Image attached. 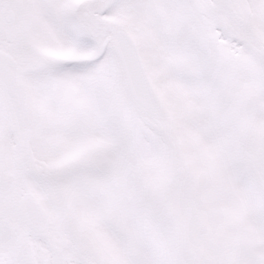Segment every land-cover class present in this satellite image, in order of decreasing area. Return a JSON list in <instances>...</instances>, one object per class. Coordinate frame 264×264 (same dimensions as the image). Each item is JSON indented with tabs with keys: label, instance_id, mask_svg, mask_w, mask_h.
I'll return each instance as SVG.
<instances>
[{
	"label": "snow or ice",
	"instance_id": "6c2138e0",
	"mask_svg": "<svg viewBox=\"0 0 264 264\" xmlns=\"http://www.w3.org/2000/svg\"><path fill=\"white\" fill-rule=\"evenodd\" d=\"M0 264H264V0H0Z\"/></svg>",
	"mask_w": 264,
	"mask_h": 264
}]
</instances>
